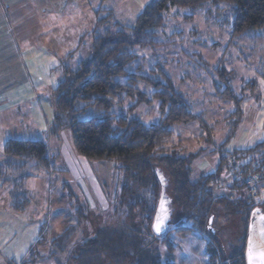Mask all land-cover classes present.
Returning a JSON list of instances; mask_svg holds the SVG:
<instances>
[{"label": "rangeland", "instance_id": "rangeland-1", "mask_svg": "<svg viewBox=\"0 0 264 264\" xmlns=\"http://www.w3.org/2000/svg\"><path fill=\"white\" fill-rule=\"evenodd\" d=\"M149 2L0 0V161L7 160L3 151L7 141L32 140L45 143L51 162L49 172L37 166L20 168L15 164L17 162L6 167L3 185L16 183L15 189L8 194L20 196L21 209L18 211L13 206L11 209L0 200V255L4 264H30L31 255L39 256L38 263L55 264V260L50 259L51 252L56 253V248L52 247L54 239L59 238V232L62 234L77 222L79 224L74 226L69 238L92 236L97 225L96 215L90 214V208L86 207V200L76 186L68 183L59 155L74 146L71 129L60 126L61 118L56 116V90L66 77V70L77 69L80 61L91 57L92 33H102L109 28L112 32L128 30ZM106 10H111V16ZM59 12L64 15L56 16ZM96 17L98 20L107 17L105 25L100 27L98 23L97 26ZM230 20L225 5L218 8L208 5L203 11L196 12L172 8L157 37L160 46L136 50L138 60L128 67L129 72L141 68L137 73L146 76L155 70L154 77L161 68L191 105L192 111L202 113L213 129L212 138L207 140L202 138L206 134L195 122L171 127L173 142L181 140L186 151L196 156L192 164L194 179L216 171L221 151L250 149L264 140V37L261 33L233 37ZM217 67L233 72L234 91L244 97L242 123L233 140L223 148L227 134L224 118L232 111V106L214 95L212 84ZM249 81L256 83L254 93L243 91ZM139 87L151 95L149 87L143 83ZM133 104L134 101L124 99L114 104L108 113L112 118H136L146 125L159 122L161 115L157 102L131 110ZM103 115V112L90 109L80 116V120ZM230 162L228 159L225 163L226 170L215 193L218 196L230 191L235 193L236 185L243 186L240 188L243 190L250 186L247 182L251 180L249 195L255 194L256 198L258 194L259 200L263 198L264 182H259L256 175H243L240 170L243 161H236L232 169L228 167ZM92 165V173L102 187L104 199L111 206L119 193V169L115 163L93 161ZM23 177H26L24 181ZM167 195L172 198L169 192ZM22 196L28 200L25 207H22ZM171 207L173 209V203ZM77 211L88 217L80 219ZM212 229L220 237L226 252L242 245L245 231L241 219L218 217L212 221ZM170 239L175 246L173 252L163 246L158 249L162 264H207L208 234L187 237L172 234ZM37 240H42L43 244L34 248Z\"/></svg>", "mask_w": 264, "mask_h": 264}, {"label": "trees", "instance_id": "trees-1", "mask_svg": "<svg viewBox=\"0 0 264 264\" xmlns=\"http://www.w3.org/2000/svg\"><path fill=\"white\" fill-rule=\"evenodd\" d=\"M208 5L228 8L233 37L252 33H261L264 37V0H150L128 30L112 32L109 28L102 33H92L91 57L80 61L77 69L66 70L54 100L56 116L61 118L59 125L71 129L74 149L82 158L90 162L115 163L120 173V186L111 207L94 216L97 225L90 238H69L74 226L79 224L77 222L54 239L52 247L56 248V253L51 252L50 259H54L55 264H162L158 249L163 246L169 252L174 251L172 234L180 237L208 234L207 264H246L249 217L254 208L264 209V196L259 200L258 194L255 198V194L249 195L248 188L241 190L243 186L239 185L235 186V193L230 191L222 196L215 190L228 159L243 161L240 168L243 175H256L259 182H264V140L250 149L221 151L216 171L194 179L192 164L196 156L186 151L181 140L173 142L171 127L195 122L204 130L206 137L202 138L207 140L212 138L213 129L202 113L192 111L191 105L161 68L157 77L152 76L155 70L147 76L137 73L141 68H136L135 73L128 71V67L138 60L136 50L160 46L157 37L165 27L170 9L188 8L196 12L203 11ZM107 12L111 16V10ZM96 18L97 26L98 23L100 27L105 25L107 17ZM214 77L215 97L232 106V111L224 118L227 134L223 148L233 140L242 123L244 97L234 91L232 71L217 67ZM142 83L152 90L151 95L140 89ZM255 89L254 81L243 87L244 92L254 93ZM255 96L259 97L258 94ZM124 99L134 101L131 110L157 102L161 115L159 122L146 125L136 118H112L109 109ZM90 109L104 115L80 120V116ZM3 151L7 160L0 163V187L7 176L6 167L14 166V162L23 168L34 163L33 166L43 171H51L48 148L42 141L9 140ZM157 169L168 178L166 191L172 196L174 209L173 226L161 237L152 231L161 194ZM25 178L21 179L24 181ZM70 196L73 198L72 194ZM20 206V201L14 202L18 211ZM81 211H77V215L86 219L88 214ZM211 217L213 221L218 217L241 219L245 231L242 245L226 252L220 237L208 229ZM87 223L91 224L89 220ZM41 244L43 241L37 240L34 248ZM55 256L58 257L55 259ZM31 258L29 263H34L39 256L31 255Z\"/></svg>", "mask_w": 264, "mask_h": 264}, {"label": "crops", "instance_id": "crops-1", "mask_svg": "<svg viewBox=\"0 0 264 264\" xmlns=\"http://www.w3.org/2000/svg\"><path fill=\"white\" fill-rule=\"evenodd\" d=\"M11 6H15L12 4ZM18 7V5H16ZM65 11L64 14H66ZM63 13L55 14L56 16H62ZM97 19V18H96ZM61 161L63 162V167L66 171H64L67 175L68 183H73L76 186L77 191H80L82 196L85 198V204L88 209L90 208V214L97 215L100 212H104L108 210L111 206L107 204L103 196V190L101 185L98 184L96 175L92 173V162L85 160L82 158L72 147L68 149L67 152L63 150V153L60 152ZM6 161V160H5ZM0 163H4V161H0ZM34 163H30L28 166H33ZM20 168H23V165H19ZM43 172V171H42ZM14 176V175H13ZM16 187V183L10 185H3L0 187V200L5 202L7 207L12 209L14 207V202L17 201L20 196L14 197V195H9L8 193L11 190H14ZM23 197V196H22ZM24 198V197H23ZM27 199V198H26ZM20 201V200H18ZM26 202L25 200L23 201ZM28 205V202L23 204L22 207ZM21 207V206H20ZM96 211V214L93 212ZM57 235V234H56ZM61 233H58L60 236ZM5 262L0 255V264H4ZM7 264V263H6ZM30 264H42L38 263V261H34V263Z\"/></svg>", "mask_w": 264, "mask_h": 264}, {"label": "water", "instance_id": "water-1", "mask_svg": "<svg viewBox=\"0 0 264 264\" xmlns=\"http://www.w3.org/2000/svg\"><path fill=\"white\" fill-rule=\"evenodd\" d=\"M160 185H161V194L159 202L157 205L156 213L154 216L152 231L157 237L163 236L168 229L173 226V209H172V199L167 195L166 186L168 183V178L165 174L161 173L159 169L156 170ZM163 203V212L161 211V204ZM157 216L162 218V226L159 232L155 230V223ZM264 216V209L262 207H256L252 210L249 217L248 232H247V241L245 249V259L246 264H249L248 252H249V241H251L255 253H264V236L261 235L264 231V221L261 220V217ZM213 217L209 219L208 229L213 232L212 229Z\"/></svg>", "mask_w": 264, "mask_h": 264}, {"label": "snow or ice", "instance_id": "snow-or-ice-1", "mask_svg": "<svg viewBox=\"0 0 264 264\" xmlns=\"http://www.w3.org/2000/svg\"><path fill=\"white\" fill-rule=\"evenodd\" d=\"M163 203L161 204V211L163 212ZM261 220L264 221V216L261 217ZM162 218L161 216H157L156 223H155V230L157 232L160 231L161 226H162ZM262 236H264V231L261 233ZM248 259H249V264H264V253H255L254 252V247L249 241V252H248Z\"/></svg>", "mask_w": 264, "mask_h": 264}, {"label": "built area", "instance_id": "built-area-1", "mask_svg": "<svg viewBox=\"0 0 264 264\" xmlns=\"http://www.w3.org/2000/svg\"><path fill=\"white\" fill-rule=\"evenodd\" d=\"M234 163H235L234 161H231V162L229 163V166H228V167L232 169ZM252 181H253V180H252ZM251 183H252L251 180H250L249 182H247L248 186L250 185V186L248 187V188H250V189H252V184H253V183H252V184H251Z\"/></svg>", "mask_w": 264, "mask_h": 264}]
</instances>
